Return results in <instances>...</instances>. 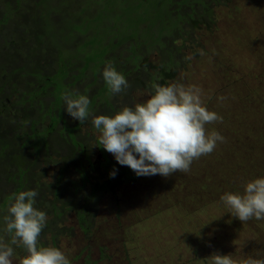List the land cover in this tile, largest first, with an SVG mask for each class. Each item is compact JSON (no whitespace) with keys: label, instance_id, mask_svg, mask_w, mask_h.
Returning <instances> with one entry per match:
<instances>
[{"label":"rangeland","instance_id":"rangeland-1","mask_svg":"<svg viewBox=\"0 0 264 264\" xmlns=\"http://www.w3.org/2000/svg\"><path fill=\"white\" fill-rule=\"evenodd\" d=\"M5 1L18 13L0 28L3 43L0 47L4 48L0 53V76L6 78L5 84L0 83L3 87L0 94L10 101L0 95V125L10 122L22 128L20 107L29 105L41 109L34 115L35 119L39 114L52 118L54 113H59L60 108L53 110V104L46 108L55 99L54 92L48 91L42 97V85H46L43 79L55 72L57 59L55 51H48L40 66L28 65L40 68L38 74L23 73L20 76L23 82L10 79L9 71L4 68L13 69L14 74L17 71L7 66L8 62L14 63L20 56V63L26 65L25 52L37 42L36 31L31 29L33 33H28L21 26L26 14L23 7L33 6L40 0ZM216 10V26L202 37L207 49H199L198 57L189 52L193 58L188 69L167 80L199 85L204 91L205 104L223 117L222 122H212L206 128L220 131L226 140L218 143L212 153L194 160L189 172L177 171L167 177L136 175L134 180H123L122 176L127 177L123 175L126 166L120 165L123 169H118L112 180L113 188L91 203L96 206L86 208L89 218L83 222L79 213L85 212L87 198L96 185L109 180L108 171L89 166L90 183L76 190V184L81 183L79 173L67 168L62 176L65 161L58 156L65 155L67 149L74 150L73 147L67 144L59 147L54 143L50 158L44 156L45 152L32 158V164L36 165L33 173L39 176L40 186L36 207L48 215L39 242L62 248L71 264H207V258L214 252L231 254L238 261L248 257L264 259V220L253 218L242 222L228 213L229 209L220 201L224 192H243L247 181L264 175V0H233ZM6 14L8 10L2 5L0 20ZM18 26H21L20 33ZM149 72L154 69L149 68ZM30 83L36 90L27 92ZM63 84L64 92L67 87L72 90L71 87L77 86ZM80 89L77 88L82 93ZM221 96L225 99H219ZM132 97L131 105L149 98L146 91L135 92ZM120 99H123L121 95ZM14 100L18 101L12 103ZM119 105L126 106L123 102ZM7 109L12 113L5 114ZM96 110L94 114H102L100 109ZM59 115L63 122L62 110L55 117ZM65 116H70L67 111ZM69 118V127L81 130L82 141L78 143L73 131L57 133L60 140L69 135L82 157L88 155L94 164L103 161L101 152L106 150L97 145L100 134L91 120L81 124ZM45 127L43 131L47 130ZM106 152L118 163L113 154ZM6 172L9 171L0 161V228L13 194L19 190L14 177ZM58 180L64 190L56 197L51 189ZM14 248L13 264H20L26 249L23 245Z\"/></svg>","mask_w":264,"mask_h":264},{"label":"trees","instance_id":"trees-1","mask_svg":"<svg viewBox=\"0 0 264 264\" xmlns=\"http://www.w3.org/2000/svg\"><path fill=\"white\" fill-rule=\"evenodd\" d=\"M232 1L40 0L33 6H24L23 10H26V14L22 17L24 24L21 26L26 27L28 33H33L32 30H35L37 42L25 52L28 58L26 65L20 63V56H17L16 62H8L7 66H13L17 71L16 74L13 73V69H4L9 71L12 81L21 79L23 82L20 77L23 73L28 72L25 73L26 76L35 75L40 70V68L33 69L28 65L40 66V61L49 54L48 51H55L57 66H55V72L46 75L43 79L46 85H42V97L48 91L54 92L55 99H52L46 108H49L51 104L55 105L53 110L59 107L58 114H61L62 110L65 119L63 122L60 121V115L55 117L58 115L55 113L52 118L44 114L41 117L39 114V117L35 119L34 115L41 109L35 107V110L28 105L20 107V114H23L22 128H17V123L10 122L7 125H0L1 165L9 171L6 172L7 174L14 177V182L18 183V192L36 189L40 195L39 176L33 173L36 165L32 164V158L43 152H45L44 156L50 158L52 155L49 152L53 149L54 143L59 147L67 144V147H73L74 150L67 149L65 155H58L61 158L64 157L65 161L61 175H64L67 168L79 173L81 183L76 184V190L83 189L87 183H90L89 166H99L100 169L108 171L109 180L96 185L92 194L87 198L85 212L79 213L81 221L85 222V218H89L86 208L96 206L91 203L98 200L99 195L113 188L111 183L114 178L109 175L110 172L114 168H123L118 163H114L104 150L101 152L103 161L94 164L88 155L82 157L75 150L76 146L69 135H64V141L60 140L57 133L62 131L67 134L73 131L78 143L82 141L81 130L74 131L70 128L68 122L71 118L65 116L66 106H64L62 94L66 88L63 87V83H69L71 86L77 84L71 89L81 88L82 93L89 96L93 115H96L94 114L96 109H100L102 114L112 115L123 107L119 105L120 102H123V105H131L135 92H147L153 82L168 83L167 80L175 79L180 71H186L191 61H185L184 57L189 52L198 57L199 49H207L202 37L208 35V32L216 26V9L225 7ZM2 5L6 6L8 14L0 20V28L18 13L6 5L5 0H0V7ZM21 26H18L19 33ZM22 37L20 35V38ZM24 41L27 40L24 39ZM0 44H3L2 41ZM3 49L0 47V53ZM107 61L114 62L116 68L128 79L130 87L124 92L109 94V89L102 76V70ZM149 68L154 69V72H149ZM49 69L51 70L52 67ZM50 77L52 80L49 79ZM87 80L89 82H86ZM0 83L5 84L6 78L0 76ZM2 89L3 87H0L3 92ZM31 90H36L32 83L26 87L27 92ZM67 90H69L68 87ZM120 95L123 99H120ZM14 96L12 94V97ZM17 101L14 100L12 103ZM107 105L109 108L106 107ZM8 113L12 111L8 112L7 109L5 114ZM90 120L91 116L84 123ZM44 127L47 130L43 131ZM86 134L88 137L89 134ZM233 141L234 139L230 142ZM76 163L79 166H76ZM123 175L127 176L121 175L123 180L137 178L135 172L128 166L124 168ZM51 190L57 197L58 193L63 192L64 186L58 180Z\"/></svg>","mask_w":264,"mask_h":264},{"label":"clouds","instance_id":"clouds-1","mask_svg":"<svg viewBox=\"0 0 264 264\" xmlns=\"http://www.w3.org/2000/svg\"><path fill=\"white\" fill-rule=\"evenodd\" d=\"M200 54H204L203 50ZM192 58L191 54L184 57L185 61ZM102 76L110 95L130 87L125 74L112 61L105 63ZM146 94L148 99L123 106L112 115H93L89 96L78 90H66L62 96L67 113L81 124L91 116V124L100 134L97 145L113 154L119 165L130 167L137 176L167 177L177 171L187 173L194 160L212 153L218 143L226 140L220 131L206 128L212 122H222L223 117L208 108L199 85L180 80L153 82ZM117 173L118 169L114 168L110 176L114 178ZM38 195L36 189L13 194L7 213L2 217L0 264H13L14 246L20 245L27 253L20 264H71L62 248L39 242L48 215L36 207ZM220 201L229 209L228 213L242 222L253 218L264 220V175L247 181L243 192H224ZM207 264H264V259L248 257L238 261L231 254L214 252L207 258Z\"/></svg>","mask_w":264,"mask_h":264}]
</instances>
